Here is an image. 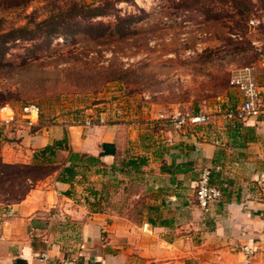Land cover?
I'll use <instances>...</instances> for the list:
<instances>
[{"label":"crops","instance_id":"0c3cea01","mask_svg":"<svg viewBox=\"0 0 264 264\" xmlns=\"http://www.w3.org/2000/svg\"><path fill=\"white\" fill-rule=\"evenodd\" d=\"M256 78L264 99L260 62ZM239 95L235 103L228 95L206 111L152 100L147 118L130 124L71 125V147L101 159L102 171L95 175L121 183L115 209L103 205L101 189L102 210L93 211L82 197L81 176L74 187L59 179V169L34 181L26 177L30 188L22 199L0 193V264H58L72 237L81 241L83 264H244L245 245L254 251L250 264H264V109L241 116ZM177 112L208 119L176 128L168 116ZM7 113L0 110V119ZM62 136L54 124L39 118L30 125L15 114L0 123V157L39 163L38 150ZM141 157L146 162L139 168L127 164ZM204 167L223 193L208 210L196 199Z\"/></svg>","mask_w":264,"mask_h":264},{"label":"rangeland","instance_id":"374dc122","mask_svg":"<svg viewBox=\"0 0 264 264\" xmlns=\"http://www.w3.org/2000/svg\"><path fill=\"white\" fill-rule=\"evenodd\" d=\"M48 1L34 0L27 9L0 14L6 17V25L25 23V15L33 11L35 19L41 20L49 13ZM67 1L57 0L63 6ZM253 2L255 22L247 28L237 27L232 16L208 19L196 6L186 7L181 0H133L117 2L118 11L94 19L111 22L115 13L133 14L128 34L77 33L48 40L38 32L14 40L0 62V105L12 106L14 115L20 116L25 104L35 102L41 107L42 123L54 124L64 137L71 125L130 124L146 119L152 100L185 103L192 110L205 111L228 95L235 103L240 95L230 85L231 69L258 64L257 48L264 47V0ZM9 174L0 179V188L14 195L22 192L23 175ZM82 180L83 198L92 201L88 188L97 187L103 190V205L115 209L121 183L114 176L101 180L89 173ZM120 197L126 198L125 194ZM66 242L67 254L81 263V241L72 237Z\"/></svg>","mask_w":264,"mask_h":264},{"label":"trees","instance_id":"16d2710c","mask_svg":"<svg viewBox=\"0 0 264 264\" xmlns=\"http://www.w3.org/2000/svg\"><path fill=\"white\" fill-rule=\"evenodd\" d=\"M32 1L34 0H0V13L8 9H27ZM120 1L133 0H100L97 3H89L85 0H69L64 6L59 5L57 0H49L47 3V6L50 5L48 9L49 13L46 17L41 20H36L35 11H33L26 14L25 16L28 20L19 25H6V17L0 14V62L3 60L10 46V42L26 38L29 35L35 36L38 32H40V36L48 40H51L55 35L77 33L94 37L107 34H128L130 32L129 23L134 18L133 14L120 15L115 13V21L111 22L94 20L98 16H104L118 11L116 3ZM181 3L186 7L196 6L203 14L207 15L208 19H219L223 16H232L237 19L235 23L239 28L243 26L247 28L250 26L252 20L251 13L254 8L253 0H181ZM32 23L35 26L34 28H30V24ZM257 53L259 54L258 60H260V58L264 56V47L260 49L257 48ZM252 64L257 63L252 62L246 65ZM231 75L232 69L230 78ZM1 95L2 93L0 92V96ZM61 151H66L67 153L64 158L59 160L57 156ZM37 156H41L43 160L32 165L8 163L4 162L0 157V179L10 175L9 173H21L24 179L26 177H31L32 181H34L37 177L51 170L59 169V179L72 183L74 187L75 181L79 176H81V181H83L82 178H86L89 173L100 174L102 171L101 159L96 155L75 151L69 144L68 134L39 149ZM145 162L146 159L141 157L139 159H131L127 164L139 168L140 165ZM29 188L30 186L26 183L24 190L16 195L8 189H1L0 193L3 197L7 196L11 201H17L25 196ZM88 189L93 195V200L91 201L89 197H85L86 201L92 206L93 211H101L99 189H97V187H89ZM68 194H73V191H68Z\"/></svg>","mask_w":264,"mask_h":264},{"label":"built area","instance_id":"2783aa9c","mask_svg":"<svg viewBox=\"0 0 264 264\" xmlns=\"http://www.w3.org/2000/svg\"><path fill=\"white\" fill-rule=\"evenodd\" d=\"M254 22L255 20L252 19L251 23ZM259 62L264 64V56L260 58ZM256 68L257 64L232 68L230 85L237 89L243 97L242 105L238 111L241 116H258L264 109V99L262 98L260 85L256 78ZM0 110L8 112L7 115L4 114V117L0 119V123H8L14 119V109L12 106L5 104L0 106ZM22 114L30 125L35 124L40 118L41 107L35 102L25 104L22 108ZM230 115H233V112H231ZM170 119L176 128H182L188 122L202 123L206 122L208 118L205 114L201 113L186 114L177 112L171 115ZM211 175V168L204 167L200 171L197 180L196 199L198 205L203 210H208L210 206L220 200L223 195L221 188L212 182ZM243 250L245 252L244 264H250L254 251L247 245L243 247ZM41 257L45 258L47 254L44 253ZM58 264L81 263L74 255L65 254L59 259Z\"/></svg>","mask_w":264,"mask_h":264}]
</instances>
